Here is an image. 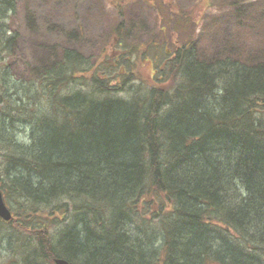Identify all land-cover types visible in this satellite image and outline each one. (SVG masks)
<instances>
[{
    "label": "trees",
    "instance_id": "16d2710c",
    "mask_svg": "<svg viewBox=\"0 0 264 264\" xmlns=\"http://www.w3.org/2000/svg\"><path fill=\"white\" fill-rule=\"evenodd\" d=\"M13 2L0 0V188L29 234L21 263L264 264V6L235 0L238 28L164 53L152 84L121 25L101 63L63 49L17 84L1 58Z\"/></svg>",
    "mask_w": 264,
    "mask_h": 264
},
{
    "label": "rangeland",
    "instance_id": "374dc122",
    "mask_svg": "<svg viewBox=\"0 0 264 264\" xmlns=\"http://www.w3.org/2000/svg\"><path fill=\"white\" fill-rule=\"evenodd\" d=\"M234 1L14 0V11L6 23L18 38L9 45L10 54L4 51L1 58L17 84L32 80L34 72L51 58H57L63 49L79 51L92 61L100 59L101 63L104 56L112 52L115 44L111 39L119 33L121 25L125 42L144 51L142 55L133 56L134 78L140 76L152 84L150 75L163 62L164 53L192 39L203 50L213 49L216 35L225 37L238 28L232 17ZM238 1L251 7L254 13L263 10L264 0ZM247 22L249 26H240L238 30L246 46L253 40L249 31L252 19ZM18 132V139L24 140L22 131ZM9 206L11 208L12 203ZM2 221L0 219V226ZM15 222H10L8 229L2 231L12 236L0 239V264H22L11 250L16 248L19 234L24 235L23 239L29 234L18 232L20 221Z\"/></svg>",
    "mask_w": 264,
    "mask_h": 264
},
{
    "label": "water",
    "instance_id": "95a60500",
    "mask_svg": "<svg viewBox=\"0 0 264 264\" xmlns=\"http://www.w3.org/2000/svg\"><path fill=\"white\" fill-rule=\"evenodd\" d=\"M0 218H2L5 221H9L12 218V213L4 201L1 190H0ZM54 264H71V263L62 258H55Z\"/></svg>",
    "mask_w": 264,
    "mask_h": 264
},
{
    "label": "bare ground",
    "instance_id": "6f19581e",
    "mask_svg": "<svg viewBox=\"0 0 264 264\" xmlns=\"http://www.w3.org/2000/svg\"><path fill=\"white\" fill-rule=\"evenodd\" d=\"M214 264H217V263H214ZM218 264H220V263H218Z\"/></svg>",
    "mask_w": 264,
    "mask_h": 264
}]
</instances>
